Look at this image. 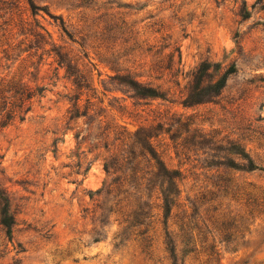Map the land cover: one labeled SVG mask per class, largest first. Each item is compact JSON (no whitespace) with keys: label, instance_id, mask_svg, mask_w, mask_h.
<instances>
[{"label":"rangeland","instance_id":"374dc122","mask_svg":"<svg viewBox=\"0 0 264 264\" xmlns=\"http://www.w3.org/2000/svg\"><path fill=\"white\" fill-rule=\"evenodd\" d=\"M157 168L167 230L137 216ZM242 191L264 195V0H0V264H264ZM218 215L236 234L201 242Z\"/></svg>","mask_w":264,"mask_h":264},{"label":"trees","instance_id":"16d2710c","mask_svg":"<svg viewBox=\"0 0 264 264\" xmlns=\"http://www.w3.org/2000/svg\"><path fill=\"white\" fill-rule=\"evenodd\" d=\"M223 86V85H222ZM147 90L146 93H142L143 96H147V97H157L154 93H151L152 91L147 88L145 89ZM150 154V157L152 160L155 161L156 165L158 166V162H156V159L154 157V155H152V153H149ZM246 163L247 165L244 167V169H242V171H253L256 169V167L253 165V163L246 159ZM104 168L106 169V164H104ZM157 176L162 178L165 182V189H164V193L161 194V197L159 199L160 203L159 204H151L152 206L149 208V206L145 203L142 204V207L140 208H137V210H139V214H137V216H141V217H144L145 218H149L151 217L150 214H149V210L152 208L154 210H157V211H160L161 212V219L163 220L161 222V224L166 227L167 226V219L170 217V213H171V210L173 207H175L176 209H178L180 206L177 204H174L176 201H177V197L179 195V190H178V183L180 182L181 178L178 174V172L176 171H167V170H160L157 168ZM214 189H216V192H219V190H221V192L223 193H227V191H224V188L223 186L221 185H215V184H212L211 185ZM235 194L239 191L238 189H235ZM245 198V204H250V205H255L257 206L256 202L261 199V201L259 202L260 205H264V195L263 197H252L253 195H251L249 192H246V191H242V193ZM264 194V193H263ZM148 209L149 212H144L143 210L144 209ZM180 213H182V217L181 219H179V222H180V225H177V227L179 228L180 232H182V236H186V233L188 231H182V229L184 230H192V228L189 227V224H192L194 223V219L198 218L196 217V213L194 212H191L190 214H187L185 215V212L181 211L180 210ZM250 215V212L248 213ZM220 217V218H219ZM218 219V221H216L217 226H213L212 228H208L207 224H205V221L203 219H201V224L203 226V231H198L200 232V235H201V242H206V234L209 235L211 237V241H213L215 239V235L216 234L217 236H220V242H225V243H228L231 239V237L233 235L236 234L237 231L233 230L236 226H235V220H231V221H228L227 220V217H224V216H220L218 215V217L216 218V220ZM229 219V217H228ZM12 219H9L5 213L3 212L2 213V217L0 218V226L2 229L5 230V233L6 234H9V231H10V228H11V225H12ZM136 223V221H135ZM137 225H141V223H138L137 222ZM196 229V227H195ZM166 230H167V227H166ZM233 230V231H232ZM145 234V231L144 232H141L139 233V236H142ZM165 234V240L167 239L168 237V233L165 231L164 232ZM148 239V238H147ZM164 240V245H166V242ZM214 247L213 245L209 246V248L205 249V251H208V253H212V251L214 250ZM165 251H170L168 248L165 247ZM173 254L174 252L171 251L169 253V259L171 261V264L172 262L174 263V258H173Z\"/></svg>","mask_w":264,"mask_h":264}]
</instances>
